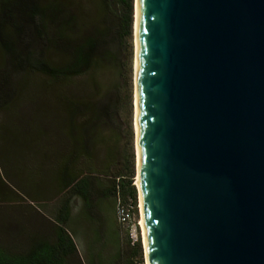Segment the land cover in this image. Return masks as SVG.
I'll use <instances>...</instances> for the list:
<instances>
[{"label": "water", "instance_id": "obj_1", "mask_svg": "<svg viewBox=\"0 0 264 264\" xmlns=\"http://www.w3.org/2000/svg\"><path fill=\"white\" fill-rule=\"evenodd\" d=\"M146 264H264V0H138Z\"/></svg>", "mask_w": 264, "mask_h": 264}, {"label": "rangeland", "instance_id": "obj_2", "mask_svg": "<svg viewBox=\"0 0 264 264\" xmlns=\"http://www.w3.org/2000/svg\"><path fill=\"white\" fill-rule=\"evenodd\" d=\"M3 62L0 54V66ZM105 66L106 71L97 82L79 78L66 88L40 76L15 71L5 83L0 82V249L3 251L24 254L39 241H55L54 220L67 197L57 188L58 172L68 165L74 171L79 167V173L91 178L92 208L85 213L79 199L69 201L70 216L63 227L75 253L65 264L135 263L130 246L137 239L139 258L145 264L136 191L132 22L129 37L119 51L110 53L109 64ZM71 85L80 89L85 101L110 109L104 114L105 123L98 129L99 137L105 142L92 148L87 165L79 158L74 167L68 157L71 147L68 132L62 127L66 113L63 104L55 102L53 96L58 89L72 94ZM50 115L56 123L54 128ZM80 119L84 120L85 115ZM71 133L80 139L86 132L75 127ZM89 172L95 174L89 176ZM118 173L124 182L129 180L128 186L135 193L134 205L132 199L122 203L118 197L104 198V190L113 185V176ZM121 210L128 213L124 221Z\"/></svg>", "mask_w": 264, "mask_h": 264}, {"label": "trees", "instance_id": "obj_3", "mask_svg": "<svg viewBox=\"0 0 264 264\" xmlns=\"http://www.w3.org/2000/svg\"><path fill=\"white\" fill-rule=\"evenodd\" d=\"M132 14L134 0L133 4L132 0H0V54L4 61L0 66V82L5 83L14 71L40 76L64 88L79 78L97 82L106 71L110 53L119 51L129 37ZM73 90L71 94L58 89L53 94L66 113L62 127L68 132L72 167L79 158L87 165L92 148L105 142L99 137L98 129L105 123L104 114L110 110L97 102L85 101L75 85ZM84 115L85 119H80ZM52 116L48 117L54 128ZM75 127L86 132L80 139L71 133ZM76 168L74 171L64 165L58 172L57 188L67 197L54 220L55 241H39L24 254H9L0 249V264H65L75 253L63 227L70 216L69 201L79 199L85 213L92 208L91 178ZM83 168L88 167L83 165ZM112 181L113 185L103 192L104 198L118 197L122 203L132 199L134 205L135 193L128 186L129 180L124 182L118 173ZM130 249L134 251L131 256L137 260L130 264H141L139 239L131 243Z\"/></svg>", "mask_w": 264, "mask_h": 264}, {"label": "bare ground", "instance_id": "obj_4", "mask_svg": "<svg viewBox=\"0 0 264 264\" xmlns=\"http://www.w3.org/2000/svg\"><path fill=\"white\" fill-rule=\"evenodd\" d=\"M137 13H138V0H134V15H133V31H134V66H133V81H134V115H135V141H136V161H137V195H138V209L140 213V227L142 232V246L145 264L147 263V252L145 246V235H144V225H143V215H142V203L140 196V173H139V162H138V132H137V103H136V93H137Z\"/></svg>", "mask_w": 264, "mask_h": 264}, {"label": "built area", "instance_id": "obj_5", "mask_svg": "<svg viewBox=\"0 0 264 264\" xmlns=\"http://www.w3.org/2000/svg\"><path fill=\"white\" fill-rule=\"evenodd\" d=\"M125 211H126V210H125ZM125 211H123V210L120 211V213H121V217H122V220H123V221H124V217H127V216H128V213L125 212Z\"/></svg>", "mask_w": 264, "mask_h": 264}]
</instances>
